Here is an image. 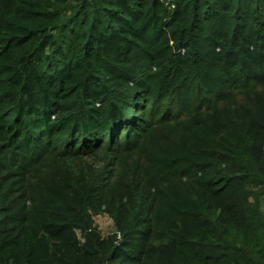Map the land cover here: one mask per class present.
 Segmentation results:
<instances>
[{
	"label": "trees",
	"instance_id": "trees-1",
	"mask_svg": "<svg viewBox=\"0 0 264 264\" xmlns=\"http://www.w3.org/2000/svg\"><path fill=\"white\" fill-rule=\"evenodd\" d=\"M0 264H264V0H0Z\"/></svg>",
	"mask_w": 264,
	"mask_h": 264
},
{
	"label": "rangeland",
	"instance_id": "rangeland-1",
	"mask_svg": "<svg viewBox=\"0 0 264 264\" xmlns=\"http://www.w3.org/2000/svg\"><path fill=\"white\" fill-rule=\"evenodd\" d=\"M95 223L103 236L108 235L113 230L111 220L107 216H100L95 218Z\"/></svg>",
	"mask_w": 264,
	"mask_h": 264
}]
</instances>
